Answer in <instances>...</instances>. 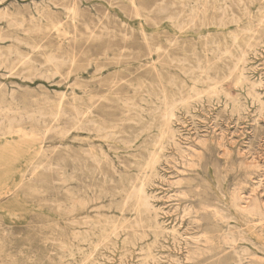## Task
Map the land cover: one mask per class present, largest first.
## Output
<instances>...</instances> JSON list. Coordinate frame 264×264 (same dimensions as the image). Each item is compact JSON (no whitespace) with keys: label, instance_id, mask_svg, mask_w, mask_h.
Returning <instances> with one entry per match:
<instances>
[{"label":"rangeland","instance_id":"obj_1","mask_svg":"<svg viewBox=\"0 0 264 264\" xmlns=\"http://www.w3.org/2000/svg\"><path fill=\"white\" fill-rule=\"evenodd\" d=\"M0 36V264H264V0H0Z\"/></svg>","mask_w":264,"mask_h":264},{"label":"bare ground","instance_id":"obj_2","mask_svg":"<svg viewBox=\"0 0 264 264\" xmlns=\"http://www.w3.org/2000/svg\"><path fill=\"white\" fill-rule=\"evenodd\" d=\"M133 4H134V2H133ZM161 4V3H160ZM162 6V5H161ZM154 9V8H153ZM161 9H162V7H161ZM165 10V9H164ZM69 11V10H68ZM74 12H76V11H74ZM69 13H70V11H69ZM72 13H73V10H72ZM77 13V12H76ZM75 14V13H74ZM77 14H75V16H76ZM193 15H194V13H193ZM78 17V16H77ZM171 18V17H170ZM170 18H169V20H170ZM192 18V17H191ZM74 19V18H73ZM175 18H172V22H173V20H174ZM176 20H177V18H176ZM179 20V19H178ZM192 20H194V19H192ZM191 21V20H190ZM72 22H74V21H72ZM154 22V21H153ZM193 22V21H192ZM14 24V23H13ZM173 24V23H172ZM186 24V23H185ZM20 25V24H19ZM22 25V24H21ZM177 25H178V23H177ZM157 26V25H156ZM179 26H180V24H179ZM183 26V25H182ZM181 27V26H180ZM179 27V29L181 30V28ZM195 27V26H194ZM89 28V27H88ZM104 28H105V26H104ZM107 29V28H106ZM58 30V29H57ZM90 30V29H89ZM91 33V32H90ZM93 34V33H92ZM143 35H145V34H143ZM146 36V35H145ZM144 36V37H145ZM0 38H1V36H0ZM237 37H235V39H236ZM4 39V38H3ZM236 41V40H235ZM171 42V41H170ZM169 43V42H168ZM214 45V44H213ZM218 45V44H217ZM158 50H159V48H158ZM161 50V49H160ZM226 50V49H225ZM167 52V51H166ZM241 52V51H240ZM169 53V52H168ZM222 53V52H221ZM233 54V53H232ZM20 55V54H19ZM69 58V57H68ZM207 58V57H206ZM50 59V58H49ZM56 59V58H55ZM28 60V59H27ZM57 60V59H56ZM55 63V62H54ZM60 63V62H59ZM60 64H62V62L60 63ZM236 64V63H235ZM244 64H245V62H244ZM33 65V64H32ZM64 65V64H63ZM62 66V65H61ZM55 67V66H54ZM60 68H62V67H60ZM234 70H235V68H234ZM194 72V71H193ZM59 73V72H58ZM243 75V74H242ZM207 76V75H206ZM245 79V78H244ZM261 79V78H260ZM171 82V81H170ZM185 82V81H184ZM199 82H201V81H199ZM174 83V82H173ZM253 83V82H252ZM259 83H260V81H259ZM254 85V84H253ZM257 85V84H256ZM263 85V84H262ZM255 86V85H254ZM2 88V87H1ZM252 88H253V86H252ZM242 89V88H241ZM2 91V90H1ZM17 91V90H16ZM206 91V90H205ZM222 91H224V90H222ZM181 92V91H180ZM216 95V94H215ZM261 95V94H260ZM210 96V95H209ZM77 97V96H76ZM79 98V97H78ZM239 98V97H238ZM237 98V99H238ZM250 98V97H249ZM65 99V98H64ZM73 101V100H72ZM74 102H76L75 100H74ZM91 102H92V99H91ZM179 102V101H178ZM36 103V102H35ZM61 103H62V101H61ZM90 103V102H89ZM176 103V102H175ZM257 103V102H256ZM91 104V103H90ZM187 104V103H186ZM167 105V104H166ZM71 106V105H70ZM76 106V105H75ZM227 106H229V105H227ZM240 106V105H239ZM245 106V105H244ZM61 107V106H60ZM74 107V106H73ZM173 107V106H172ZM142 108V107H141ZM174 108V107H173ZM172 108V109H173ZM172 109H170V110H172ZM61 110H62V108H61ZM89 110V109H88ZM159 110V109H158ZM170 110L168 109L167 111H166V113L164 114V118L167 116V115H169L170 114ZM61 112V111H60ZM63 112V111H62ZM77 112V111H76ZM91 112V111H90ZM78 113V112H77ZM171 113H173V112H171ZM61 114V113H60ZM64 114V113H63ZM91 114H93V113H91ZM51 115H53V114H51ZM56 115V114H55ZM65 115V114H64ZM172 115V114H171ZM174 115V114H173ZM56 116H58V115H56ZM69 116V115H68ZM171 117V116H170ZM16 118V117H15ZM20 118V117H19ZM34 118V117H33ZM35 118H36V116H35ZM75 119V118H74ZM39 120V119H38ZM37 120V121H38ZM80 121V120H79ZM131 121V120H130ZM165 121V120H164ZM40 122V121H39ZM94 121L92 120V123H93ZM56 123H57V120H56ZM75 123V122H74ZM92 123H90V124H92ZM45 124V123H44ZM82 124V123H81ZM81 124H79V125H81ZM96 124V123H95ZM11 125V124H10ZM77 125V124H76ZM164 125L166 126V121L164 122ZM100 128V127H99ZM81 129V128H80ZM104 129V128H103ZM55 130V129H54ZM48 131V130H47ZM100 131H102L101 129H100ZM63 132V131H62ZM163 132V131H162ZM62 134V133H61ZM17 135V134H16ZM164 135V134H163ZM108 136V135H107ZM164 137V136H163ZM176 137V136H175ZM106 138V137H105ZM179 138V137H178ZM164 146V145H163ZM180 147V146H179ZM161 152H162V150H161ZM226 152V151H225ZM154 154V153H153ZM188 155V154H187ZM94 157V156H93ZM182 159V158H181ZM184 159V158H183ZM182 159V160H183ZM166 161V160H165ZM155 165V164H154ZM258 165V164H257ZM260 169V168H259ZM115 174H116V172H115ZM160 179H162V178H160ZM181 180V179H180ZM176 182V181H175ZM177 183V182H176ZM179 183V182H178ZM254 190V189H253ZM136 194H137V196H139V198H143V192H144V189H143V187L142 186H140V187H138L136 190ZM185 193V192H184ZM242 194V193H241ZM241 194H239V195H241ZM181 195V194H180ZM236 196V195H235ZM129 198V197H128ZM236 198V197H235ZM237 199V198H236ZM246 201H247V199H246ZM259 202V201H258ZM86 205V202L85 201H83L82 200V198H78V200H76L75 201V204H74V207L76 208V209H81V208H83L84 206ZM191 209V208H190ZM241 209L243 210V212H245L246 214H248V215H251V214H254V213H256V211H257V209L256 208H253V207H251V202L248 200L247 201V205H244V206H242L241 205ZM215 211H217V213L219 212V210H215ZM224 219H226V218H224ZM227 220V219H226ZM125 221V220H124ZM226 240V239H225ZM197 246V245H196ZM199 250V249H198ZM197 250V251H198ZM206 250V249H205ZM191 253V252H190ZM198 256V255H197ZM188 261V260H187Z\"/></svg>","mask_w":264,"mask_h":264}]
</instances>
